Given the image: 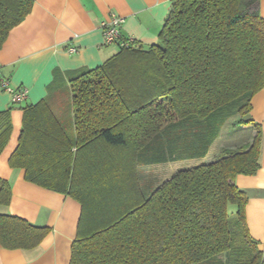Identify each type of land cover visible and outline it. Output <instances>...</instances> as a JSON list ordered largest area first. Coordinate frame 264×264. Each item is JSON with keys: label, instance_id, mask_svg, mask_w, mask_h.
Here are the masks:
<instances>
[{"label": "trees", "instance_id": "16d2710c", "mask_svg": "<svg viewBox=\"0 0 264 264\" xmlns=\"http://www.w3.org/2000/svg\"><path fill=\"white\" fill-rule=\"evenodd\" d=\"M158 42L119 51L69 79L72 126L48 100L23 108L10 166L82 206L70 264H263L238 175L260 169L263 134L251 118L264 89L261 0H171ZM34 0H0V50ZM250 140L177 170L149 195L139 167L205 159L232 118ZM13 130L0 112V155ZM12 185L0 178V206ZM50 229L0 214V245L29 250ZM238 243L246 244L247 248ZM248 250V251H247ZM248 253V254H246Z\"/></svg>", "mask_w": 264, "mask_h": 264}, {"label": "crops", "instance_id": "0c3cea01", "mask_svg": "<svg viewBox=\"0 0 264 264\" xmlns=\"http://www.w3.org/2000/svg\"><path fill=\"white\" fill-rule=\"evenodd\" d=\"M171 6V0H34L32 12L10 32L0 50V80H8L14 89L27 88L28 97L14 105L0 83V112L11 109L13 124L10 141L0 155V178L11 183L12 201L0 206V214L18 216L50 232L33 249L9 250L0 245V264H70L82 214L78 201L26 181L23 169L10 166L22 130L23 108L48 100L71 127L69 79L101 66L120 49L118 44L105 43L102 21L112 14L122 17V37H133L136 45L147 48L158 42ZM260 13L264 19V0ZM71 48L76 52L70 53ZM251 118L262 128L260 169L253 176H236L235 183L248 196L247 227L264 264V89L252 100ZM234 142L229 144L241 143ZM172 175L166 174V180Z\"/></svg>", "mask_w": 264, "mask_h": 264}, {"label": "rangeland", "instance_id": "374dc122", "mask_svg": "<svg viewBox=\"0 0 264 264\" xmlns=\"http://www.w3.org/2000/svg\"><path fill=\"white\" fill-rule=\"evenodd\" d=\"M237 120L236 118H232L226 122L224 127L222 128L221 135L218 140L215 142L209 156L205 159H188L177 161L172 164H153L149 166H142L140 168V182L142 189L146 194L152 192L159 184H161L164 180H166V174H172L177 170L190 168L194 166H198L203 163L211 162L216 156H218V151L221 150L223 146L230 147L231 145L229 142L232 143L241 142L240 144L244 143L245 140H250L252 135V127L245 126V127H237L234 126V122ZM69 132H73V126L68 125ZM169 176V175H167ZM239 246L247 248V245L238 243ZM248 251V250H247ZM248 254V253H246ZM220 257H215L214 259L205 262L204 264H217L219 263ZM243 264V262L241 263Z\"/></svg>", "mask_w": 264, "mask_h": 264}, {"label": "built area", "instance_id": "2783aa9c", "mask_svg": "<svg viewBox=\"0 0 264 264\" xmlns=\"http://www.w3.org/2000/svg\"><path fill=\"white\" fill-rule=\"evenodd\" d=\"M124 19L118 15L112 14L108 19L102 21L101 29L104 35L105 43L108 45L118 44L120 47H129L135 43L133 37L123 38L121 28ZM76 49L71 48L70 53H75ZM0 83L3 89L11 95L14 105L24 102L28 97L27 88L14 89L11 87L8 80L2 79Z\"/></svg>", "mask_w": 264, "mask_h": 264}]
</instances>
